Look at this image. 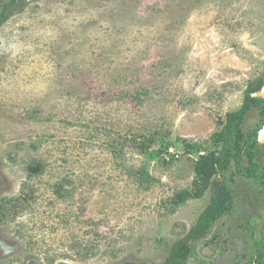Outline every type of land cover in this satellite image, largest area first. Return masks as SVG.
Instances as JSON below:
<instances>
[{"label": "rangeland", "instance_id": "rangeland-1", "mask_svg": "<svg viewBox=\"0 0 264 264\" xmlns=\"http://www.w3.org/2000/svg\"><path fill=\"white\" fill-rule=\"evenodd\" d=\"M262 77L264 0L20 1L0 26V264L161 263L210 191L171 199ZM234 171L186 264H246L264 239V186Z\"/></svg>", "mask_w": 264, "mask_h": 264}, {"label": "trees", "instance_id": "trees-1", "mask_svg": "<svg viewBox=\"0 0 264 264\" xmlns=\"http://www.w3.org/2000/svg\"><path fill=\"white\" fill-rule=\"evenodd\" d=\"M20 1L22 0H0V26L9 15L14 13ZM263 85V77L256 83L248 85L241 106L226 114L221 129L207 140L211 147H204L198 155L195 163V177L190 187L179 191L171 199L172 204H181L187 199L203 196L207 190L210 191L207 205L186 235L171 245L167 256L159 264H186L195 243L201 240L222 216L231 212L233 195L224 178L232 164L235 167L234 174H239L264 186V173L260 170L256 159V153L260 149L258 133L264 125V98L258 94ZM253 108L258 110L260 122L255 128L244 132L242 126L245 117ZM199 149H201L200 146L197 147V150ZM27 169L29 175H34L41 170V165L39 163L29 164ZM231 179L233 180L232 177ZM120 264L155 263L124 261ZM246 264H264V239Z\"/></svg>", "mask_w": 264, "mask_h": 264}, {"label": "water", "instance_id": "water-1", "mask_svg": "<svg viewBox=\"0 0 264 264\" xmlns=\"http://www.w3.org/2000/svg\"><path fill=\"white\" fill-rule=\"evenodd\" d=\"M261 97L264 98V85L263 87L261 88V90L259 91L258 93ZM258 141L259 143L263 142L264 141V125L262 126V128L259 130V133H258Z\"/></svg>", "mask_w": 264, "mask_h": 264}]
</instances>
